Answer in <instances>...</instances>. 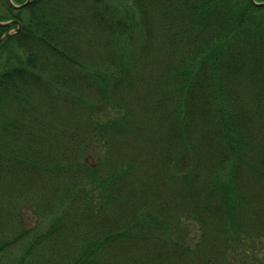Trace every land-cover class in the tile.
Here are the masks:
<instances>
[{"label": "trees", "instance_id": "1", "mask_svg": "<svg viewBox=\"0 0 264 264\" xmlns=\"http://www.w3.org/2000/svg\"><path fill=\"white\" fill-rule=\"evenodd\" d=\"M120 1L0 0L21 25L0 44V264H233L228 242L264 240L258 7Z\"/></svg>", "mask_w": 264, "mask_h": 264}, {"label": "rangeland", "instance_id": "2", "mask_svg": "<svg viewBox=\"0 0 264 264\" xmlns=\"http://www.w3.org/2000/svg\"><path fill=\"white\" fill-rule=\"evenodd\" d=\"M111 3L115 4V5H120L121 1L120 0H108ZM2 6L0 5V11H2ZM3 12V11H2ZM111 115V111L109 112ZM87 160L89 162H93V156L91 154H87L86 155ZM22 217L23 219L26 221L27 225H30L32 223V216L31 214L24 210L22 211ZM182 221L185 222V225L187 226L188 230H189V240H187L186 242L188 244H190V242L193 240H196L198 238V226L195 222H192L190 220H186V219H182ZM188 237V236H187ZM241 240V238L239 239ZM261 243H264L263 238L260 239H255L253 241H231L230 243L228 242V247L227 250H229V255H231V259H233V261L231 263L236 264L239 261V258L244 257L245 255H249L251 257H254L256 260H258L257 262L259 263L260 259H263V253H264V248L262 249V252H259L257 249L261 248ZM16 249L15 247H13L11 250H7L5 251V254H7V257H4V259L7 261L8 260V256H10V252L12 250ZM230 261V259H229ZM255 264V263H252Z\"/></svg>", "mask_w": 264, "mask_h": 264}, {"label": "water", "instance_id": "3", "mask_svg": "<svg viewBox=\"0 0 264 264\" xmlns=\"http://www.w3.org/2000/svg\"><path fill=\"white\" fill-rule=\"evenodd\" d=\"M8 5L12 8H21L23 6H25L30 0H26L24 3L20 4V5H14L11 0H6ZM250 2L254 5H258L257 3H255L253 0H250ZM15 21H11V22H6V23H0V25H7L9 23H14ZM8 35V32L5 33L2 37H0V43L1 41Z\"/></svg>", "mask_w": 264, "mask_h": 264}]
</instances>
